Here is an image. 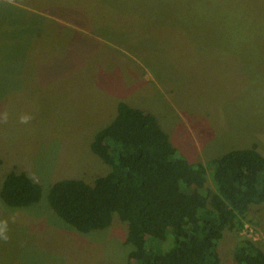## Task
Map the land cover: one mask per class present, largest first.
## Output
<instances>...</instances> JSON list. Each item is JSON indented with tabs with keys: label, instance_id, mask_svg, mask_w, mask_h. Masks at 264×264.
Here are the masks:
<instances>
[{
	"label": "rangeland",
	"instance_id": "obj_1",
	"mask_svg": "<svg viewBox=\"0 0 264 264\" xmlns=\"http://www.w3.org/2000/svg\"><path fill=\"white\" fill-rule=\"evenodd\" d=\"M103 1L0 0V188L12 171L43 187L31 207H10L0 196V264H134L125 223L82 233L48 200L57 181L108 174L91 145L120 102L153 113L191 162L253 144L264 156V52L232 51L254 41L264 48V0L213 7L222 31L193 20L187 0L171 5L185 6L177 27L152 6L140 3L132 15L126 2ZM199 7L197 16L209 11ZM202 147L209 157L197 158ZM245 238L264 250V204L251 207L240 233H225L222 264H237Z\"/></svg>",
	"mask_w": 264,
	"mask_h": 264
},
{
	"label": "trees",
	"instance_id": "obj_2",
	"mask_svg": "<svg viewBox=\"0 0 264 264\" xmlns=\"http://www.w3.org/2000/svg\"><path fill=\"white\" fill-rule=\"evenodd\" d=\"M187 1L188 7L196 8L193 20L203 17L216 22L219 30L226 29L213 8H223V0ZM123 2L128 3L127 14H138L134 8L142 3L175 27L185 17V6L171 8L174 0H105L103 4L123 7ZM201 2L209 11L197 16ZM233 40L244 42L237 36ZM257 42L235 43L232 51L264 52ZM91 148L108 165V174L91 183L55 182L48 192L50 206L82 233L104 231L115 219L125 223L126 243L133 247L128 259L134 264H222L218 247L225 233H240L251 207L264 204V156L256 144L207 163L191 162L172 144L153 113L120 102L115 119L97 133ZM0 196L10 207H31L41 201L43 187L26 173L12 171ZM235 259L237 264H264V250L245 238L236 246Z\"/></svg>",
	"mask_w": 264,
	"mask_h": 264
},
{
	"label": "crops",
	"instance_id": "obj_3",
	"mask_svg": "<svg viewBox=\"0 0 264 264\" xmlns=\"http://www.w3.org/2000/svg\"><path fill=\"white\" fill-rule=\"evenodd\" d=\"M202 149H203V151H202V155H201V157H197V158H202V157H203V158H204V157L206 158V157H209V153L207 152V150H206L205 148H203V147H202ZM204 154H205V155H204ZM206 154H207V155H206ZM213 159H215V158L212 157V158L210 159V161L213 160ZM201 160H202V159H201ZM201 162L205 163L206 160L203 159Z\"/></svg>",
	"mask_w": 264,
	"mask_h": 264
},
{
	"label": "clouds",
	"instance_id": "obj_4",
	"mask_svg": "<svg viewBox=\"0 0 264 264\" xmlns=\"http://www.w3.org/2000/svg\"><path fill=\"white\" fill-rule=\"evenodd\" d=\"M27 119H28L27 117L23 118V122H27ZM5 228H6V222H5ZM0 231H2V234H3L4 229H2V230H0ZM3 238H4L5 240H7L9 237H8L7 235H4Z\"/></svg>",
	"mask_w": 264,
	"mask_h": 264
}]
</instances>
